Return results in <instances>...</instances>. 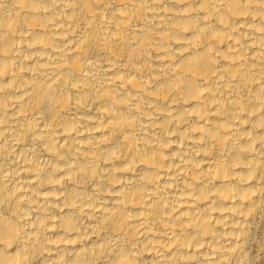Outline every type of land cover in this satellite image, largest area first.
<instances>
[{
    "label": "bare ground",
    "instance_id": "1",
    "mask_svg": "<svg viewBox=\"0 0 264 264\" xmlns=\"http://www.w3.org/2000/svg\"><path fill=\"white\" fill-rule=\"evenodd\" d=\"M263 199L264 0H0V264H252Z\"/></svg>",
    "mask_w": 264,
    "mask_h": 264
},
{
    "label": "rangeland",
    "instance_id": "2",
    "mask_svg": "<svg viewBox=\"0 0 264 264\" xmlns=\"http://www.w3.org/2000/svg\"><path fill=\"white\" fill-rule=\"evenodd\" d=\"M256 223L257 224L254 230V234L252 236V242L249 247V254L254 258L253 259L251 257L252 264H264V205L260 215L257 218Z\"/></svg>",
    "mask_w": 264,
    "mask_h": 264
}]
</instances>
